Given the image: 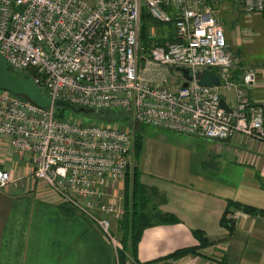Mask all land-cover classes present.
<instances>
[{
    "label": "built area",
    "instance_id": "obj_1",
    "mask_svg": "<svg viewBox=\"0 0 264 264\" xmlns=\"http://www.w3.org/2000/svg\"><path fill=\"white\" fill-rule=\"evenodd\" d=\"M228 1L0 0V53L14 74L33 77L52 101L41 107L0 88V137L31 158L38 180L102 229L117 256L123 246L112 219L124 206L121 196H109L128 174L132 132L117 121L78 119L55 103L125 112L137 123L207 140L263 138L264 108L248 94L258 86V71L234 78L219 16ZM234 1L247 16L264 12V0ZM144 8L156 21L173 24L176 36L152 45L150 55L139 52ZM141 60L158 74L189 68L193 78L184 87L182 74L171 88L163 77H148ZM202 69L215 71L220 84L201 85L195 74ZM224 91L234 93L225 100L230 111L221 105ZM12 181L0 166V189Z\"/></svg>",
    "mask_w": 264,
    "mask_h": 264
},
{
    "label": "crops",
    "instance_id": "obj_2",
    "mask_svg": "<svg viewBox=\"0 0 264 264\" xmlns=\"http://www.w3.org/2000/svg\"><path fill=\"white\" fill-rule=\"evenodd\" d=\"M163 25L156 32L159 38L150 33L152 45L176 39L173 24ZM140 68L154 81L167 75L145 62ZM258 92L248 91L253 103ZM222 96L229 101L234 93ZM259 100L264 108V94ZM155 128L165 134L141 133L139 159L132 153L135 163L131 158L127 176L137 168L140 182L165 197L160 209L179 221L146 228L136 251L126 252L127 264H264V215L235 211L232 234L220 223L228 200L264 210V140L246 135L207 140ZM17 153L0 137V166L13 180L0 189V264H118L102 230L38 180L31 158ZM195 230L211 244L180 258H163L197 246Z\"/></svg>",
    "mask_w": 264,
    "mask_h": 264
},
{
    "label": "rangeland",
    "instance_id": "obj_3",
    "mask_svg": "<svg viewBox=\"0 0 264 264\" xmlns=\"http://www.w3.org/2000/svg\"><path fill=\"white\" fill-rule=\"evenodd\" d=\"M219 16H220V21L222 22V24H224L225 33L228 41V51L231 54L232 58L234 59V63H235L234 70L238 71L239 73L243 72V74L247 69H251V68L258 71L259 86H257L256 89L258 88L260 92L256 93L257 95L256 98L258 100L255 103L260 104L261 101L259 99L264 94V17L263 15L260 14L247 16L244 10L241 8L240 4L235 1L233 3L228 2L224 7H221ZM161 24L163 23L155 25V27L152 26L151 28L153 31L151 30L150 32L148 28V33L149 34L151 33L153 36L155 35L156 39L157 37L159 38L160 36H158L156 32L157 29L161 27ZM163 26L166 27L167 24L164 23ZM141 31H140V50H139L140 55L143 54L150 55V50L152 48L153 43L151 45L147 44L148 42L147 39L142 36L143 33L142 24H141ZM142 46L144 47V49H142ZM164 72L167 75L166 77L163 78L167 79L168 85H170L171 88L178 87L182 77V72L178 69V67L166 69L164 70ZM67 110L71 111L72 115H74L78 119H84L86 121H90V120L100 121L97 118V116H95L94 114L75 112L72 109H67ZM100 118H102L101 121L103 122L117 121V124H120L123 127L131 130L134 140V146L132 151L133 154L136 153L135 141L137 137L141 135V133H143L144 135L147 133V136L149 135L148 133L152 131L157 132L158 135L165 134L163 132H158L157 128L152 127L150 125L148 126L145 124L137 123L132 116L128 115L125 112L123 113L110 112L107 115H104ZM253 139L258 141H263L264 137L253 138ZM17 154L19 156V153ZM138 159L139 158H136L137 162ZM133 163L135 162H133V158H132V165ZM134 175H135V169L131 171L129 177L128 176L127 178L125 177V180L120 181L110 189L112 194L117 193V196L122 197L121 203H123L124 206L123 213L120 214L119 218L115 217L112 219V225H113L112 232L118 241L121 240L123 235V230L120 228V226L123 223L122 222L124 219L123 217L126 213V209H125L126 197L128 196L129 198H132V195L134 193V187H133ZM111 193H110V197H111ZM144 195L150 197V200L147 199V204H146L147 206L145 208L147 212L152 210L153 204H156L159 202V200H161V197L159 195H149L148 193ZM200 248H196V251L199 252ZM117 261L119 262L118 256H117Z\"/></svg>",
    "mask_w": 264,
    "mask_h": 264
},
{
    "label": "trees",
    "instance_id": "obj_4",
    "mask_svg": "<svg viewBox=\"0 0 264 264\" xmlns=\"http://www.w3.org/2000/svg\"><path fill=\"white\" fill-rule=\"evenodd\" d=\"M228 2L233 3L234 0H229ZM260 15H263L264 17V12L260 13ZM158 24L160 23L157 22L151 16V14L144 9L142 13V36L147 39V44L151 45L153 41V38L148 33L149 26H154ZM233 74L236 79H240L243 72L239 73L238 71L234 70ZM237 76L239 78H237ZM64 109L65 108L63 107V110ZM108 113L110 112L101 111L98 113L90 114H94L99 120H101L102 118L100 117L107 115ZM141 140L142 136L140 135L135 141L136 158L139 157V152L141 150ZM134 169V193L132 195V198H129L128 196L126 197V213L123 217V223L120 226V228L123 230V235L120 240L123 249L118 250L119 264H127L128 256L126 252H129V254H133L136 251L138 244L142 238L143 232L146 228L151 227L155 224H173L179 221V219L174 214L163 212L160 209V204L166 200L165 197H163V195L157 189L149 188L142 184L139 179V170L137 168ZM146 193H148L149 195H159L161 197V200H159L158 203L155 202L156 204H153L152 210L148 212L145 208L147 206V199L150 200V197H147V195L145 196L144 194ZM237 210L252 215H264L263 209H258L251 205H244L233 200H228V206L221 218L220 223L222 227L226 228L230 234H232L235 230L236 221L232 215ZM194 234L198 237V240L200 242L197 246L177 249L163 258H180L188 254L195 253L196 248L206 247L211 244L208 240V237L203 231L195 230Z\"/></svg>",
    "mask_w": 264,
    "mask_h": 264
},
{
    "label": "water",
    "instance_id": "obj_5",
    "mask_svg": "<svg viewBox=\"0 0 264 264\" xmlns=\"http://www.w3.org/2000/svg\"><path fill=\"white\" fill-rule=\"evenodd\" d=\"M178 69L182 72L185 78L183 86L184 87L188 86L189 80L193 78L190 69L189 68H178ZM195 77L197 78V80L201 85L213 87L215 85L220 84L219 75L211 69L198 70L195 74ZM0 88L22 95L41 107H48L52 103L51 99L42 92L40 86L35 82L33 77L27 75L23 76L21 73L14 74L11 71L6 59L1 53H0ZM55 105L59 107H66L72 109L75 112H82L86 114L98 113L102 111V110H95L84 107L76 108L75 106L71 105L66 101H57ZM221 105L227 111H230V107L223 98L221 99Z\"/></svg>",
    "mask_w": 264,
    "mask_h": 264
}]
</instances>
